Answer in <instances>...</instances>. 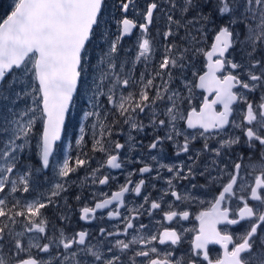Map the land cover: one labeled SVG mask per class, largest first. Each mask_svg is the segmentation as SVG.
I'll list each match as a JSON object with an SVG mask.
<instances>
[{
  "label": "snow or ice",
  "instance_id": "1",
  "mask_svg": "<svg viewBox=\"0 0 264 264\" xmlns=\"http://www.w3.org/2000/svg\"><path fill=\"white\" fill-rule=\"evenodd\" d=\"M137 8V0H13L0 20V264H264V0H149ZM161 13L167 43L157 68L150 30ZM134 30L136 43L125 48ZM197 89L206 93L202 104L186 111ZM75 108L91 125L92 150L106 157L93 183L116 179L96 177L102 167L126 173L110 196L92 192L91 205L69 183L88 161L52 163ZM79 133L78 146L83 123ZM45 186L38 199L16 196ZM207 193L187 260L176 258L182 230L161 224L158 234L144 233L142 216L188 220L176 202L205 203ZM45 209L64 225L105 217L117 225L68 234L48 227ZM210 245L223 255L212 259Z\"/></svg>",
  "mask_w": 264,
  "mask_h": 264
},
{
  "label": "flooded vegetation",
  "instance_id": "2",
  "mask_svg": "<svg viewBox=\"0 0 264 264\" xmlns=\"http://www.w3.org/2000/svg\"><path fill=\"white\" fill-rule=\"evenodd\" d=\"M149 2V0H146L144 2L145 7L147 5V3ZM120 15V13H119ZM129 18L137 21V23L141 22L140 19H135L138 17L132 16L130 15V12L127 14ZM162 21V19L159 20V22L156 21L154 22L153 27L150 30V34H152V32L156 29L157 32L160 30H163L161 28V26L159 25V23ZM137 33L139 34L138 30H134V34ZM161 33V31H160ZM133 34V35H134ZM130 38V37H126ZM212 36L210 35L208 37V42L207 44L204 46L206 50L210 49V45L212 43ZM160 40H162L163 43V48L164 45L167 43V41H164L162 37H160ZM164 52V49L161 53V57L162 54ZM195 64L197 66L198 69H202L205 65V57L203 55H199L195 57ZM138 67V71L136 72L137 74H139V71H141V66H137ZM162 83V81H160ZM205 95V93H203L201 90H196L195 93V97L192 99L191 101V105H189L187 102H185L184 104V109L186 111H189L192 107L196 108L197 110H199L201 104H202V98ZM213 97H209V100H211ZM258 100V97L256 98ZM241 107H243V105H241ZM220 106H217V109L219 110ZM117 139H120V137H116ZM121 142H123V140H121ZM90 155H93L95 158V160L97 161V163L93 166V167H87V168H80L78 170H76L75 172L70 174V177H72L75 182V184H73L72 188H71V192L73 194L75 193H82L83 195L87 196V200L84 201L85 203L88 204H92V199H91V193L92 192H96V193H108L109 196L114 192L119 190V185L122 184L125 180V174H122L120 172V170H112V169H107L106 167H102L100 172H96L95 176L96 177H101L102 175H108L111 174L113 177H116V179L114 180H110L108 185H99L98 183H93V176H92V171L94 169H96L98 166H102L106 163V157L104 156V154L100 153V152H92L91 150H88ZM247 163V162H245ZM140 165H129L127 170H131L133 167L138 168ZM245 169L242 168V172H244ZM81 175L83 176V179L81 178ZM165 175H168L167 173H165ZM138 177L137 176H133L132 179L136 180ZM251 179V178H249ZM186 183V182H185ZM163 185V182L160 181L158 182V187ZM166 186V185H165ZM150 190V189H149ZM215 191H219V189H215ZM153 196H155V193H153ZM100 199H103V196L100 197ZM201 199H203L205 201V203H193L191 205L188 204H182L180 202H176L177 204H179V208L177 209L178 211H183V210H187L190 212V216L188 220H180L178 223L176 221H173L171 223L164 221L162 215L157 214L156 215V220H159L161 223L157 224L155 221H153L152 223H149V218L144 215L141 217V220L143 221L144 224L148 225V228H146L144 230L145 234H158V230L162 231L161 228V224H163L166 227L172 228L175 227L177 228V230H182L183 231V240L181 245L179 246L178 250H177V257L176 258H180V256H184L185 260H187V256L185 254H187L189 252L190 249V243L192 241V239L194 238V236L196 235V230H198L199 228V221L196 220V215L199 214L200 211L203 210H207V208L210 206L207 201L212 199V195L211 193H207L204 196L201 197ZM138 200V198H137ZM71 202L73 203V205L79 207V205L76 204V201L74 199L71 200ZM128 207H132V204L129 203ZM106 211V210H105ZM120 211L122 213H124L125 215H132L131 213L125 212V209L121 208ZM140 221H134V223L139 224ZM58 227H64L66 229V232L68 234L72 233V230L74 228L78 229L80 227H84L86 229H89L91 231H93L95 233V230L101 225V224H106L110 229L112 228V226L117 225V221L113 220V221H108L107 218L105 217V219L103 221H93L91 225H86L84 224V222H74L71 225H64V224H60L59 222H57ZM120 227L122 228V225H120ZM221 228H223L224 226H219ZM243 227V223L241 224L240 227H229L228 231L229 232H239L241 230V228ZM129 232L131 233L132 230H129ZM120 238H125V237H120ZM130 238V237H129ZM157 247L159 248H166V246H161V245H157ZM209 250H210V255L212 259H216L219 256L223 255V250L220 248L219 245H210L209 246Z\"/></svg>",
  "mask_w": 264,
  "mask_h": 264
},
{
  "label": "rangeland",
  "instance_id": "3",
  "mask_svg": "<svg viewBox=\"0 0 264 264\" xmlns=\"http://www.w3.org/2000/svg\"><path fill=\"white\" fill-rule=\"evenodd\" d=\"M145 1L146 0H137V6H138L137 10L138 11H143V9L145 8V4H144ZM12 2H13V0H0V20H2L5 17V11L9 8V6L12 4ZM113 11L115 12V9H113ZM115 14L118 16L119 12H115ZM130 15L138 17L135 19H140V17L137 16L134 11H130ZM160 19H162V21L159 23V25L164 30L165 20L163 18L162 13L156 16L157 22H159ZM163 30H160V31L162 32ZM113 31H115V23L113 24ZM160 31L157 32V30L155 29L152 32V34H150L152 37V40H153L154 48L157 49L156 54L153 57L154 65L157 68L159 65V61L162 59L161 53L164 49L162 40H160V37H162L160 34ZM138 35L139 34L135 33L130 38H127V39L125 38V40L123 41L124 47L125 48H132L133 45L136 43V36H138ZM97 55H99V52L97 53ZM128 55L131 56L132 53H128ZM141 70H142V68H141ZM137 71H138V67H137L136 72ZM80 107H83L82 102H81ZM72 121H73V126L68 128L67 133L62 135V139L58 143V150L55 154V159L52 161V163L54 165L55 164H61V163H63V160L65 158H68L69 162H70V166L75 167L76 159L80 158V159H86L88 161V163H86L83 166L84 168L93 167L97 163V161L95 160V158H93L94 157L93 155L89 154V151H88V150H91L92 152H94L92 150L93 138H92L91 125L89 122L83 121L82 112L80 111V108L73 109ZM81 123H83L85 125V139H84L83 143L78 146L76 144V140L80 136L79 125ZM94 153H96V152H94ZM33 160L35 161L34 156H33ZM80 168H82V167L76 168V170H78ZM47 176L50 178L51 183H55L56 180L58 179L55 172L52 170H48ZM80 179H83L82 175H81ZM73 180L74 179L72 177H69V183H72ZM47 191H48V186H45L41 189H37V190L31 191L29 193H24V194L17 193L16 196H17V198H20L21 200H23L25 198H27V199L37 198L38 199L41 192H44L46 194ZM3 195L4 194H0V196H3ZM8 199L11 200V197H9ZM42 211L48 213V218L51 221V223L48 225V227L51 228L53 224H55L58 227L56 220L51 213V209H45ZM20 219L22 221V218H20ZM4 222L9 223V225L11 226L10 221H4ZM0 226H2V223H0ZM22 228H23V223L22 222L17 223L16 229L21 230Z\"/></svg>",
  "mask_w": 264,
  "mask_h": 264
},
{
  "label": "water",
  "instance_id": "4",
  "mask_svg": "<svg viewBox=\"0 0 264 264\" xmlns=\"http://www.w3.org/2000/svg\"><path fill=\"white\" fill-rule=\"evenodd\" d=\"M210 50V49H209ZM205 95H206V93H205ZM59 143V142H58Z\"/></svg>",
  "mask_w": 264,
  "mask_h": 264
},
{
  "label": "bare ground",
  "instance_id": "5",
  "mask_svg": "<svg viewBox=\"0 0 264 264\" xmlns=\"http://www.w3.org/2000/svg\"><path fill=\"white\" fill-rule=\"evenodd\" d=\"M157 50V49H156ZM33 235H35V234H33Z\"/></svg>",
  "mask_w": 264,
  "mask_h": 264
}]
</instances>
